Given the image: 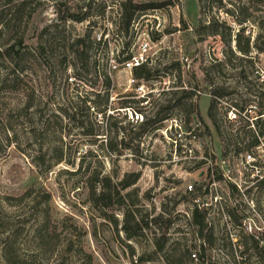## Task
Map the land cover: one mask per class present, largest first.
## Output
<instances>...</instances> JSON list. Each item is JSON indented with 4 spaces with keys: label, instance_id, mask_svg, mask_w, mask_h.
Listing matches in <instances>:
<instances>
[{
    "label": "rangeland",
    "instance_id": "1",
    "mask_svg": "<svg viewBox=\"0 0 264 264\" xmlns=\"http://www.w3.org/2000/svg\"><path fill=\"white\" fill-rule=\"evenodd\" d=\"M26 1L32 6L22 22L0 30V264H9L4 258L7 248L14 250L15 264H177L179 259L186 264L185 251L191 253L190 264H198L193 255L198 259L202 242L190 223L194 199L209 210V227L215 237L208 251L212 264H264V8L251 0H222V4L200 0L202 11L199 0H173L171 6L164 7L157 15L164 35H151L150 39L148 66L153 79L144 83L149 99L143 104L128 87V73L113 74L109 89L97 76L102 71L107 74L110 61L118 55L135 53L139 39L127 35L126 39H113L111 32V39H102L105 42L90 53L91 61L100 63L98 74L75 67L70 44L88 33L95 38L99 30L107 31L105 20L115 21V12L101 14L113 7L115 0H99L94 12L90 8L92 17L101 16L90 24L59 18L67 9L84 13L90 0ZM8 2L0 0V9L8 11ZM243 6L251 7L252 20L239 25L236 21L244 18L239 10ZM152 15L156 14L149 10L135 19L139 32L158 23ZM200 19L206 25L221 26L218 35L194 45V39L199 38L193 29ZM242 28L251 41L248 56L239 52L236 42ZM47 39H56L55 50L42 57L37 49ZM19 42L22 46L15 50L19 52L4 54ZM230 50L235 57L228 56ZM183 91L195 93L192 101L182 100L181 105H198L210 137L202 136L205 129L197 121L190 129L185 127L183 108L173 106ZM215 91L226 95L220 97ZM107 93L110 101L104 118L99 113L104 107L98 108L94 101L103 104ZM213 98L222 137L208 117ZM125 100H130L127 106ZM231 106L241 113L253 107L248 114L253 122L243 117L229 122L227 109ZM136 113L142 118L137 120ZM109 115L114 118L108 122ZM144 121L151 124L141 141L135 140L129 149L118 145L123 156L116 158L110 147L126 135L122 128L135 137ZM175 131L182 133L178 140L171 135ZM189 131L196 133V141ZM93 132V136L86 135ZM250 136L258 141L259 149H247ZM138 145L143 158L135 157ZM207 147L209 156L221 165L220 172L229 176L226 182L237 191L217 182L210 188V196L188 197L189 187L208 181L210 170L216 167L205 157ZM224 147L228 148L226 163L222 162ZM251 152L255 153L257 171L245 161ZM61 153L73 164L55 165ZM202 162L205 164L198 168ZM95 169L118 175L116 182L126 174H140L127 193L139 189L138 208L143 215L148 213L149 219L165 209L164 222L127 239L122 231L123 209L116 206L101 211L89 201L85 181ZM35 182L39 184L37 192L23 197ZM243 216L246 218L241 219ZM169 220L173 223L170 227ZM163 235L168 243L157 253L155 239Z\"/></svg>",
    "mask_w": 264,
    "mask_h": 264
},
{
    "label": "trees",
    "instance_id": "2",
    "mask_svg": "<svg viewBox=\"0 0 264 264\" xmlns=\"http://www.w3.org/2000/svg\"><path fill=\"white\" fill-rule=\"evenodd\" d=\"M219 4H222V0H218ZM250 2H254L258 6L264 8V0H251ZM200 3V9L202 11V4L199 0ZM10 8L8 11H4L0 9V30L5 31L9 30L13 23L16 21L22 22L25 13L27 10L32 6L31 1H26V0H9L8 2ZM173 4V0H166L164 2H155V3H150V4H137L135 3V0H126L122 2L121 4V30L128 35L130 31V27L135 21V19L139 16L140 13H145L151 9H159L163 8L166 6H171ZM91 8V9H90ZM251 7H239V10H243V15L244 18L242 20L236 21L239 25H243L247 22H250L252 19V14L250 12ZM92 10V2L89 4L88 10ZM84 13H71L70 9H67L60 15V19L62 21H71L76 24H81L86 21L92 22L93 17L91 15V12L88 11ZM227 13H232L231 11H227ZM233 14V13H232ZM98 15V14H97ZM102 16L105 15V10L101 14ZM95 24V23H94ZM263 24V23H262ZM221 25L217 24H212L210 22L208 25H206L202 20H199V24L194 27L193 32L196 37L199 39H194V45L201 43L202 41L206 40L207 37L209 36H216L218 35V28ZM230 31H229V36H230ZM201 38V39H200ZM237 45H238V50L241 54L248 56L251 53L250 49V37H246L245 35V28H242L236 39ZM101 42L96 41L92 37V33H88L85 37L83 38H78L74 39L72 44H70V48L73 51L74 57L77 60V65L75 64L76 68H80L84 70L85 72H91L93 71L94 74H98L99 70L101 71L100 63L97 61H91V55L90 53L94 49L95 46H100ZM22 46V43L19 42L18 44L11 45L7 49H5L4 54L6 56H10L14 52H19L15 51L16 48H20ZM56 46V39H47L43 44H41L37 51L41 54L43 57L46 55L47 52H53L55 50ZM235 57L233 52L230 50L228 53V56ZM234 55V56H233ZM128 57H130L128 55ZM92 69V70H91ZM102 81L103 85L109 89L112 85V80L111 78L102 72H99V75ZM134 77L138 81H151L153 79L152 76V70L149 68L148 65H144L134 71ZM80 80V79H79ZM222 91V90H220ZM220 91H215V95H218L220 97H224L226 95L225 92H220ZM129 97H133V95H130ZM195 97V93L192 91H183L182 98L178 99V101L173 105L175 107H181L183 108V113L184 116L186 117L185 121V127L190 129V126L197 121L199 126L202 125V117L199 113V107L196 103H183L181 105L182 100H188L192 101ZM97 98H100V95L97 94ZM109 95L107 93L105 97V101L103 104H100L99 102L94 101V104L98 108H103L104 109H99V113L103 114L104 118H106V112L107 109L109 108ZM141 102H144L141 100ZM130 103V100H125L123 105L127 106ZM208 117L216 131L217 134H219L222 137L221 133V120L219 119V114H218V109H217V103L216 100L213 98L210 103V107L208 109ZM111 115L107 117V121L113 119ZM223 120L227 121L225 119V116ZM150 121H144L139 127H138V132L135 134V137L132 136V131L128 130V128H122L126 133V135H123V138L121 139V142L115 146V147H110V152L114 153L113 155L116 158L122 157V153L118 151V145L123 146L125 149H129L131 144L135 140L141 141L142 137L147 133L148 128H150ZM112 126V125H111ZM116 126V125H115ZM130 126V125H129ZM84 126L82 125V128ZM202 127L205 129L203 131L204 134H202L203 137H210V130L209 127L203 126ZM87 136H93V133H86ZM98 135V134H97ZM118 135V132L116 133V136ZM251 137L250 143L247 145V149L250 150L252 148H255L258 144V141ZM98 140V139H97ZM140 146L138 145V150L135 151V157L137 158L138 156L140 158H143V153L139 149ZM177 152L180 155L182 154V150L178 149ZM205 157L210 158L211 166L212 164L215 165V169H211L210 173L207 177V180L205 183H202L201 186L199 187H193L194 189L187 193L188 197H208L211 195V187L214 184V182H220V183H226L231 190V192L237 191L235 185L226 182L227 180L223 177V172H220L221 170V165H218L217 160L214 156H209V149L208 147L205 148ZM228 159V148L224 147L223 153H222V162H227ZM61 163H67L68 165H72L73 163H70L67 161V158L61 153L56 161L55 165L61 164ZM205 162H202L198 165V168H200L202 165H204ZM82 169V168H80ZM85 174L89 172V169L85 170ZM118 175H115L114 177L105 175L103 174V170L98 171V169H95L94 171L90 172L85 184L86 187L89 191V201L94 206L96 209H99L101 211H106L109 209L116 208V206H119L120 208L123 209V223H122V231L125 233L126 238L129 240H133L138 236L142 235V232L145 230H151V226L157 227L159 226L162 222H164V216L166 214V210L164 209L163 213L150 218V215L147 213L143 215L141 211L139 210L138 206L140 201L138 200L139 196V189H134L131 192L127 193V190L132 188L137 184L140 178V174H126L121 180L115 181V178H117ZM39 184L37 182L33 183L31 187L28 189V191L23 195V197L30 196L32 197L35 192H37ZM194 205L193 208L191 209V218H190V223L191 226L196 228L195 234L197 235L198 239L202 242L200 246V252L199 256L197 259L198 264H205L206 262L211 263V257L209 258L208 256V251H210L213 248V241H214V230L212 227H209V210L205 208L204 204H201L200 202H197V199H194ZM176 203V205H178ZM230 217L233 216V214L229 215ZM241 219L246 218V216L240 217ZM239 220V219H238ZM235 219V221H238ZM168 227L172 226V221L169 220L168 222ZM115 227L118 228V224L115 222ZM44 244L49 246L50 241H48L44 237ZM168 243V239L166 235H163V237L160 240L155 239V247H156V252L161 253L164 251ZM258 243H256L253 239V247L258 250ZM9 248H7L4 251V258L9 264H15L16 263V256H14V250L8 251ZM184 256L188 259V262L186 264H190L193 260L191 259V253L189 251H185ZM177 264H185V262L181 259L177 261Z\"/></svg>",
    "mask_w": 264,
    "mask_h": 264
},
{
    "label": "built area",
    "instance_id": "3",
    "mask_svg": "<svg viewBox=\"0 0 264 264\" xmlns=\"http://www.w3.org/2000/svg\"><path fill=\"white\" fill-rule=\"evenodd\" d=\"M93 4L92 9L93 11H97V9L99 8V0H90ZM89 1V2H90ZM106 1V0H104ZM126 0H122V1H116L115 0V4L113 5V7L108 6L105 9V13L106 11H113L115 12L116 15V20L115 21H110V20H105V26L107 28V31H101L99 30L96 33V36L94 39H97L98 42H105L102 41V39H111V32H113V39H126L127 36H129V39H139L138 44H137V51L135 53H126V54H122L123 57L121 58L120 55H118L116 57V59H113L110 61L109 64V68H108V76L111 78H113V74L118 73L120 71L126 72L129 74V78L127 80V84L128 87L134 91L135 95L139 98H141V100H143L144 103H147V100L149 99L148 93L146 92V86H145V81H138L135 77H134V71L144 65H149L150 62V52L152 50V42H151V35H159L162 36L164 35V30L162 27V24L160 22V18L157 16L161 10L164 8H159V9H151L152 14H156V15H152L157 21L158 23L156 25H152L151 28L147 31V32H139L135 22H133V24L130 27V31L129 34L126 36V34L121 30V13H122V9H121V4L122 2H124ZM169 7V6H167ZM89 6H87V8L84 10V12H87ZM150 16V15H149ZM101 19V16L97 15L95 17H93L94 19ZM84 23L90 24L89 21H86ZM81 23V24H84ZM76 24V23H75ZM97 26V25H96ZM128 55L130 57H128ZM250 110H245L242 113L238 112L237 109L233 106L229 107V109H227V113H228V121L229 122H235V120L240 119L241 117L245 118V121L248 120L250 122L251 119H249V115L251 114L250 112H253V107H250ZM136 117L137 120H139V118H142V116L139 117V114L136 113ZM227 117V115H226ZM143 120V119H140ZM256 122V121H255ZM190 134L191 139H194L195 141L197 140V135L196 133L193 135L192 131L188 132ZM182 133H179L178 131H175V133H171V135L178 140V138H181ZM176 142V141H175ZM255 148L259 149V146H256ZM184 152V151H183ZM246 158V163L247 165L251 166L252 169H255L257 171V166L255 165L256 159H255V153L251 152L247 154ZM259 172V170H258ZM223 177L224 178H228L229 176L226 175L225 173H223ZM214 184H216V182H214ZM194 186H190L189 187V191L191 192L194 188ZM193 257L196 259V255H193Z\"/></svg>",
    "mask_w": 264,
    "mask_h": 264
}]
</instances>
